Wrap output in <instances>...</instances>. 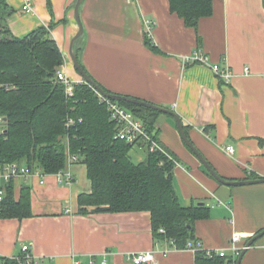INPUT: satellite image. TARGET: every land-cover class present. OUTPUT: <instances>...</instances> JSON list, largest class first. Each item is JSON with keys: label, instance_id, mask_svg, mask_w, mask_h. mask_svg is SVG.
Here are the masks:
<instances>
[{"label": "crops", "instance_id": "crops-1", "mask_svg": "<svg viewBox=\"0 0 264 264\" xmlns=\"http://www.w3.org/2000/svg\"><path fill=\"white\" fill-rule=\"evenodd\" d=\"M13 10L8 29L23 36L54 22L50 35L63 55L60 69L82 81L69 55L78 32L76 0H5ZM28 1L33 11L22 9ZM83 41L73 48L86 73L104 90L138 98L176 112L191 144L221 177L264 178V0H212V14L197 28L172 13L168 0H83L79 7ZM158 50L145 43L148 36ZM201 53L206 63L182 64V57ZM216 62L232 74L216 77ZM248 67V71H245ZM158 139L174 158V186L184 205L202 202L208 217L194 222V233L206 249L229 253L238 233L240 245L264 229V182L229 186L207 175L180 134L174 118L160 113ZM202 128H205L202 131ZM185 131V129H184ZM186 133V132H185ZM184 133V134H185ZM232 145L228 155L223 147ZM134 162L146 152L131 148ZM71 166L74 181L58 182L53 174L14 179L30 188L32 214L0 218V255H17L30 244L41 264H132L134 252L157 250V264H195V251L179 249L152 236L150 214L78 212L79 194L90 190L83 163ZM164 250H167L166 252ZM92 261V262H91ZM240 264H264V234L248 247Z\"/></svg>", "mask_w": 264, "mask_h": 264}, {"label": "trees", "instance_id": "trees-1", "mask_svg": "<svg viewBox=\"0 0 264 264\" xmlns=\"http://www.w3.org/2000/svg\"><path fill=\"white\" fill-rule=\"evenodd\" d=\"M168 2L171 12L194 29L202 17L212 14V0ZM12 12L7 2L0 0V163L17 162L50 174L65 167L68 146L85 165L90 182V190L78 195V212L86 213L87 207L94 212L148 211L155 241H166L179 249L198 241L194 222L208 217V208L181 202L174 186V160L155 151L134 162L129 154L132 144L114 138L116 124L94 89L83 81L73 83L69 96L57 80L56 71L64 59L50 35L54 22L15 36L7 25ZM145 43L151 50H158L150 37H145ZM117 102L140 119L148 132L158 136L156 120L163 112L128 101ZM68 117L73 118V124H66ZM13 181L6 185L0 199V218L29 217L30 188L21 185L15 196ZM194 255L195 264L235 263L230 253L209 257L205 250L197 249Z\"/></svg>", "mask_w": 264, "mask_h": 264}, {"label": "built area", "instance_id": "built-area-1", "mask_svg": "<svg viewBox=\"0 0 264 264\" xmlns=\"http://www.w3.org/2000/svg\"><path fill=\"white\" fill-rule=\"evenodd\" d=\"M22 9L30 13L33 11L32 5L26 1L22 5ZM150 29L151 26H148V37H150ZM208 57L204 56L201 53H194L191 55L182 57V64L185 66L189 63H206L207 64ZM211 70L215 73L216 77L221 78L223 81L228 82L232 76L230 71L227 68H222L216 62L209 64ZM245 71H248V67H245ZM56 78L58 81L64 84L66 95L72 96L73 94V81L67 76V74L62 69H58L56 71ZM82 82V81H81ZM97 93V96L101 103H103L109 113V118L116 124V132L114 134L115 139L124 140L130 144H132V148L142 149L146 153L147 152H155L160 151L162 154L167 156L169 159L174 160L171 154L167 151L165 147H163L162 143L159 141L158 137L154 135L153 132H148L143 125L142 121L135 117V115L124 106L120 105L116 100L110 99L107 96L99 93L94 89ZM1 123V118H0ZM73 118L68 117L67 123L68 125L73 124ZM204 131V128H202ZM1 132V128H0ZM142 144L145 146L143 147ZM223 150L228 154L232 155L234 153V148L232 145H226L223 147ZM66 154V164L65 167L59 169L57 172L50 173L53 174L58 182L64 184H71L74 180L73 172L71 170V166L73 163L78 162V157L75 154L69 152L68 146L65 150ZM44 173L40 170V168H30L26 164H19L17 162H6L0 163V199L4 193L6 185L10 182V180H14L16 178L27 179L29 177H39V183H44ZM240 237L238 233L234 232L230 239L229 245V253L233 256L236 264V258L240 254L245 245H240L239 242ZM172 243V242H171ZM200 241L189 242L187 247L184 249H192L193 251L197 249L205 250L206 254L209 257L213 254H218L220 252L216 250H211L204 248ZM165 252L167 250H164ZM157 250H145L138 251L132 254H129L128 259L132 264H157ZM2 258H6L10 260L11 263H4ZM92 262V261H91ZM42 258L37 254H34L30 244L23 243L20 247V252L17 255L3 257L0 255V264H41Z\"/></svg>", "mask_w": 264, "mask_h": 264}, {"label": "water", "instance_id": "water-1", "mask_svg": "<svg viewBox=\"0 0 264 264\" xmlns=\"http://www.w3.org/2000/svg\"><path fill=\"white\" fill-rule=\"evenodd\" d=\"M83 2V0H76L75 4H74V15H75V19L78 22L79 25V29L78 32L73 36V38L70 41V45H69V55L71 57V60L74 64V67L76 70H78V73L81 75L83 82H86L87 84H89L93 89H95L96 91H98L99 93L103 94L104 96H107L110 99L116 100V101H128L134 104H139V105H143L146 107H150L152 109L161 111L163 113L169 114L171 115L176 123L177 129H178V134H180L181 138L183 139V141L185 142V144L190 147V150L196 155V157L200 160V162L202 163V165L204 166V168L206 169V171H208L218 182L225 184V185H229V186H238V185H247V184H253V183H258V182H264V178H259V179H244V180H229L226 178L221 177L220 175H218L209 165V163L204 159V157L198 152V150L194 147L193 144H191L190 140L188 139V137L186 136L182 122L180 120V117L178 115H176V112H174L171 109L168 108H163L161 106H158L156 104L138 99V98H133L130 96H124V95H120V94H114V93H110L105 91L104 89H102L99 85L96 84V82L91 79V77L86 73V71L81 68V65L78 61L76 52L74 51L73 48V44L75 42V40L82 34V25L79 19V7L81 5V3ZM198 205H203L202 202H199ZM264 234V229L261 230L260 232H258L257 234L253 235L245 244V248L242 249V251L240 252V254L238 255V257L236 258V264H240V261L242 259L243 254L245 253L246 249L248 247H250L253 242H255L260 236H262Z\"/></svg>", "mask_w": 264, "mask_h": 264}, {"label": "rangeland", "instance_id": "rangeland-1", "mask_svg": "<svg viewBox=\"0 0 264 264\" xmlns=\"http://www.w3.org/2000/svg\"><path fill=\"white\" fill-rule=\"evenodd\" d=\"M77 40H78L77 45L79 46V43L81 42V40L83 41L84 39H83V37H81L80 39H77ZM82 81H83V79H82ZM1 122H2V121H1ZM1 126H2V123H0V128H2Z\"/></svg>", "mask_w": 264, "mask_h": 264}]
</instances>
